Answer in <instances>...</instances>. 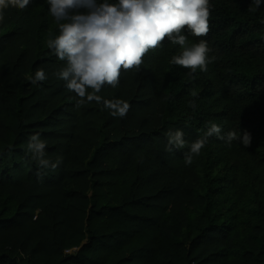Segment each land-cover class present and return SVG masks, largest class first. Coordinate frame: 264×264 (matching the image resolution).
I'll return each instance as SVG.
<instances>
[{"label":"trees","instance_id":"1","mask_svg":"<svg viewBox=\"0 0 264 264\" xmlns=\"http://www.w3.org/2000/svg\"><path fill=\"white\" fill-rule=\"evenodd\" d=\"M210 3L209 33H182L187 46L207 42V71L170 63L183 49L165 39L98 93L127 101L123 118L95 101L77 106L58 77L47 0L3 11L0 264H264V207L242 202L264 180V0ZM40 69L46 79L33 83ZM212 123L220 137L187 165ZM170 130L183 132V148L167 150ZM33 134L57 168L33 159Z\"/></svg>","mask_w":264,"mask_h":264},{"label":"clouds","instance_id":"2","mask_svg":"<svg viewBox=\"0 0 264 264\" xmlns=\"http://www.w3.org/2000/svg\"><path fill=\"white\" fill-rule=\"evenodd\" d=\"M262 0H254L257 8ZM30 0H0V21L9 6L25 9ZM50 13L59 24V34L47 41L60 61L65 62L58 77L66 82L69 91L79 98L77 106L85 102L102 103L113 117L127 115L130 104L122 99L107 100L98 93L105 85L117 87L121 71L139 69L147 53L159 48L165 39L183 50L174 55L170 63L207 71L210 48L201 40L187 46V30L195 37L206 36L210 31L212 5L210 0H118L116 3H97V0H47ZM83 10V11H81ZM214 59V57H213ZM43 69L35 72L33 83L44 81ZM91 89V91H89ZM194 95V94H193ZM195 109V102H191ZM221 127L215 123L207 129L205 137L193 142L185 163L190 165L199 155L207 138L220 137ZM167 150L183 148L181 130L167 132ZM238 138L236 131L226 134L227 142ZM243 144H250L247 133ZM45 143L39 134H33L28 150L41 167L57 168L60 161L50 163L44 158Z\"/></svg>","mask_w":264,"mask_h":264},{"label":"rangeland","instance_id":"3","mask_svg":"<svg viewBox=\"0 0 264 264\" xmlns=\"http://www.w3.org/2000/svg\"><path fill=\"white\" fill-rule=\"evenodd\" d=\"M222 163H219L221 165ZM230 165H226V168ZM246 207H264V180L260 179L252 183L247 191L246 197L242 200Z\"/></svg>","mask_w":264,"mask_h":264}]
</instances>
